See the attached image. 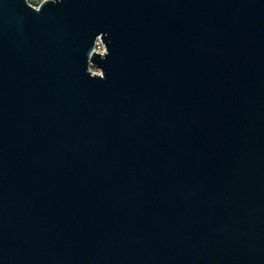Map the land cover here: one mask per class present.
I'll return each mask as SVG.
<instances>
[{
	"label": "water",
	"instance_id": "water-1",
	"mask_svg": "<svg viewBox=\"0 0 264 264\" xmlns=\"http://www.w3.org/2000/svg\"><path fill=\"white\" fill-rule=\"evenodd\" d=\"M0 264H264V0H0Z\"/></svg>",
	"mask_w": 264,
	"mask_h": 264
},
{
	"label": "built area",
	"instance_id": "built-area-1",
	"mask_svg": "<svg viewBox=\"0 0 264 264\" xmlns=\"http://www.w3.org/2000/svg\"><path fill=\"white\" fill-rule=\"evenodd\" d=\"M26 3L32 7L35 10H39L45 3L49 1H55V0H25ZM106 53V45L102 39V37H98L95 42L93 54H99V55H105ZM93 55H91V58ZM89 71L94 75H103L102 69L97 67V65L90 59L89 63Z\"/></svg>",
	"mask_w": 264,
	"mask_h": 264
}]
</instances>
